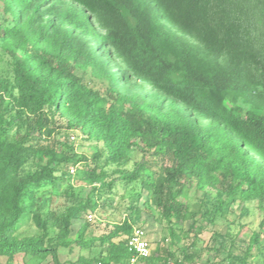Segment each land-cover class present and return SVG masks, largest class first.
<instances>
[{
    "label": "trees",
    "instance_id": "16d2710c",
    "mask_svg": "<svg viewBox=\"0 0 264 264\" xmlns=\"http://www.w3.org/2000/svg\"><path fill=\"white\" fill-rule=\"evenodd\" d=\"M202 7L201 0H169L160 3V14L172 24L180 19L176 10L192 20ZM147 13L143 0H0V57L10 66L9 84L17 93L16 134L0 133V260L5 264L18 255L51 256L54 264H63L58 251L70 246L72 220L95 209L88 202L70 208L60 219L56 244L46 245L44 237L19 239L15 233L30 189L82 161L84 176L100 183L98 189L112 184L105 183L104 171L98 173V163L41 144L52 117L102 143L109 165L133 163L132 170L119 169L114 181L141 182L171 236L177 228L193 239L175 251L152 250L140 260L145 264H196L202 249L199 224L220 218L227 198L264 203V113L229 107L240 89L235 75L220 76L172 57L162 22ZM33 158L39 167L25 171ZM195 185L218 194L191 204L187 194ZM186 221H191L187 230ZM132 230L125 220L102 238L108 253L101 264H131ZM260 238V231L254 233L249 251L235 257L240 264H252L248 259ZM214 240L225 248L223 234L214 233Z\"/></svg>",
    "mask_w": 264,
    "mask_h": 264
},
{
    "label": "rangeland",
    "instance_id": "374dc122",
    "mask_svg": "<svg viewBox=\"0 0 264 264\" xmlns=\"http://www.w3.org/2000/svg\"><path fill=\"white\" fill-rule=\"evenodd\" d=\"M168 1L143 0V9L146 13L149 10L153 20L162 22L165 46L170 55L220 76L234 74L240 89L237 90V99L228 100L229 107L264 113V0H201L203 7L194 19H187L176 10L180 19L172 24L160 14V3ZM10 80V66L6 58L0 57V100L3 97L0 133L12 136L16 134L13 95L17 93L10 86ZM5 85H8L7 90ZM41 144L57 147L71 156L86 157L93 165L98 163V173L104 171L105 183L112 184L107 189H98L100 183L84 176L83 161L61 167L54 179L28 191L24 200L25 214L15 233L17 238L44 237L46 245L56 244L61 217L70 208L88 202L95 205V209L88 208L72 220L70 235L66 239L70 246L59 248L58 255L63 264H84L83 261L101 264L108 253V243H103L102 238L125 220H130L133 228L141 227L145 231L153 250L169 248L175 251L193 240L177 228L176 237L171 236L169 223L150 202L151 195L141 182L125 185L114 181L121 175L119 169L132 170L134 164L125 167L109 165L102 143L86 140L83 132L71 129L58 117H52L51 127L43 135ZM39 164L33 158L25 165V171H35ZM217 194L216 190L195 185L188 191L187 199L191 204H197L204 197L215 199ZM221 214L217 220L199 224V248L202 249L196 252L201 259L196 264H240L235 257H244L252 236L258 231L261 233L260 242L252 249L253 256L248 260L252 264H264V203H243L227 198ZM190 224L191 221H186L184 229L187 230ZM216 232L224 235L225 248L215 242ZM88 243L91 244L86 245ZM28 260V257L18 255L13 264H24ZM0 261L6 263L4 258ZM28 264L54 262L48 256L44 260H29ZM134 264L145 263L138 261Z\"/></svg>",
    "mask_w": 264,
    "mask_h": 264
},
{
    "label": "built area",
    "instance_id": "2783aa9c",
    "mask_svg": "<svg viewBox=\"0 0 264 264\" xmlns=\"http://www.w3.org/2000/svg\"><path fill=\"white\" fill-rule=\"evenodd\" d=\"M127 246L132 253L131 263L133 264L141 259L148 258L153 250L145 231L141 227L133 228L131 235L128 237Z\"/></svg>",
    "mask_w": 264,
    "mask_h": 264
}]
</instances>
